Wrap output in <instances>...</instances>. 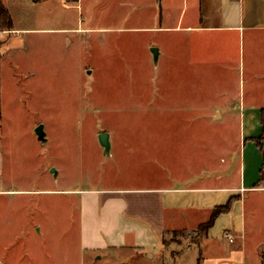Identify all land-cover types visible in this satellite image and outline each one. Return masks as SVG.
I'll return each mask as SVG.
<instances>
[{"label": "rangeland", "instance_id": "374dc122", "mask_svg": "<svg viewBox=\"0 0 264 264\" xmlns=\"http://www.w3.org/2000/svg\"><path fill=\"white\" fill-rule=\"evenodd\" d=\"M119 37L118 44L104 43L87 57L94 64L87 70L64 34L10 39L18 45L10 51L11 63L7 58L0 66V185L23 192L0 195V264H113L93 263L91 252L82 250L79 197L62 190L180 186L179 176L209 175L202 170L208 163L198 162L196 153L209 146L211 185L239 183V116L211 127L200 119V127H189L185 114L145 112L150 94L161 89L175 95L174 65L149 58L146 44L157 34ZM181 85L184 93L192 91L191 82ZM39 125L45 142L36 133ZM102 132L113 137L110 154L99 142ZM243 210L247 248L239 247L240 237L232 235L233 243L222 235V220L211 236V264H231L232 252L245 264H264L255 256V245L264 241V191L247 192ZM201 237L197 229L170 230L165 242L175 255ZM192 251L180 264H189ZM114 264L142 263L126 251ZM165 264H173L170 254Z\"/></svg>", "mask_w": 264, "mask_h": 264}, {"label": "crops", "instance_id": "0c3cea01", "mask_svg": "<svg viewBox=\"0 0 264 264\" xmlns=\"http://www.w3.org/2000/svg\"><path fill=\"white\" fill-rule=\"evenodd\" d=\"M1 1L10 13L13 27L3 30L0 22V66L10 59L13 46L18 45L10 44V39L26 33L64 34L67 48L79 50L85 70L94 65L85 60L100 45H116L125 33H153L158 39L147 41L146 47L159 48L158 61L163 67L174 65L177 86L174 96L161 89L150 94L145 112L185 114L189 127L194 122L198 127L202 123L211 127V123L226 116H239L237 184L211 185L208 145L196 152L198 162L208 163L202 170L208 169L209 175L203 179L172 175L184 184L62 190L79 197L82 250L91 252L93 263L107 260L114 264L129 251L142 264H165L169 254L173 264H180L192 248L189 264H211V236L222 220V235L240 237L239 247L247 248L243 200L247 192L264 191V185L258 184L264 163V139L263 151L255 140L262 133L264 107V0H78L71 4L65 0ZM85 50L88 51L84 53ZM149 58H153L150 51ZM184 81L191 82L192 91L184 93L180 86ZM211 97L220 100L216 102ZM200 119L204 122L197 121ZM111 144L112 152V135ZM20 192L23 190L17 187L0 185V195ZM232 196L239 197L233 203L234 213L231 210L220 214L199 242L188 244L175 255V249L169 251L171 244L165 242L168 231L198 229L209 220L215 206L227 203ZM170 211L173 220L168 216ZM234 241L235 238L230 242ZM206 247L210 249L208 254L204 252ZM255 256L258 263L264 261V241L255 245ZM242 259L236 258L234 252L230 255L231 264H245ZM212 264L225 263L214 259Z\"/></svg>", "mask_w": 264, "mask_h": 264}, {"label": "trees", "instance_id": "16d2710c", "mask_svg": "<svg viewBox=\"0 0 264 264\" xmlns=\"http://www.w3.org/2000/svg\"><path fill=\"white\" fill-rule=\"evenodd\" d=\"M0 22H1V28L3 30L6 29H11L13 27V22L10 16V13L8 11V9L2 4V1L0 0ZM1 44V42H0ZM261 124H262V133L259 137L255 138V140L257 141V144L259 146V148L261 149V151H263V139H264V107L261 109ZM264 153V151H263ZM258 184H263L264 185V163L263 166L261 168V178L260 181L258 182ZM239 197L238 196H232L227 203L223 204V205H218L215 206L211 212V216L209 218L208 221H206L205 223L201 224L197 231L201 234V235H206L209 231V229L211 227H213V225L215 224L216 219L218 218V216L222 213H227L230 212L232 207H233V203L235 202V200H237ZM201 261V256L199 257V262Z\"/></svg>", "mask_w": 264, "mask_h": 264}, {"label": "water", "instance_id": "95a60500", "mask_svg": "<svg viewBox=\"0 0 264 264\" xmlns=\"http://www.w3.org/2000/svg\"><path fill=\"white\" fill-rule=\"evenodd\" d=\"M152 53H153L154 61H155V63H157L158 59H159V48L153 47ZM36 133H37V135L41 141H43V142L46 141V134H45V131L43 129V125H39L36 128ZM99 142L104 149V153L110 154L111 153V147H112L110 133L109 132L100 133L99 134ZM53 171H55V169H53Z\"/></svg>", "mask_w": 264, "mask_h": 264}, {"label": "built area", "instance_id": "2783aa9c", "mask_svg": "<svg viewBox=\"0 0 264 264\" xmlns=\"http://www.w3.org/2000/svg\"><path fill=\"white\" fill-rule=\"evenodd\" d=\"M78 0H65L66 4H71V3H75ZM227 238H229L230 241H233V236L231 235V233H226Z\"/></svg>", "mask_w": 264, "mask_h": 264}]
</instances>
